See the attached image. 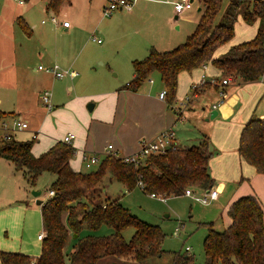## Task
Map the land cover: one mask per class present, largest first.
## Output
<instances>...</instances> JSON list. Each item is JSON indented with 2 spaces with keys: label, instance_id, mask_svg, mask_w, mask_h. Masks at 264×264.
<instances>
[{
  "label": "trees",
  "instance_id": "obj_1",
  "mask_svg": "<svg viewBox=\"0 0 264 264\" xmlns=\"http://www.w3.org/2000/svg\"><path fill=\"white\" fill-rule=\"evenodd\" d=\"M199 18L186 39L171 49L149 47L143 58L132 60V77L122 88L138 91L142 84L157 73L165 91L164 100L170 107L176 97L177 78L181 71H191L210 62L222 76L258 81L264 75V0H229L216 22L222 0H198ZM70 0H47L46 11L57 14ZM241 15L245 24L258 22L255 35L246 41L230 45L219 55L216 50L234 35V25ZM205 81L194 86L195 93L208 87ZM35 139L0 142V156L24 170L31 184L42 172L54 174L47 195L40 204L44 236L40 254L34 259L28 254L0 251L1 264H98L112 256L140 262L162 253L164 232L134 216L119 199H95L93 193L102 177L110 174L130 191L136 186L165 199L184 194L186 188L204 191L214 186L209 160L210 138L202 133L198 143L188 147L168 148L152 153L138 162L105 154L93 169L75 170L71 159L75 148L63 140L54 142L39 155L32 152ZM237 152L240 159L251 165L257 174L264 175V118L251 117L239 133ZM109 198V197H108ZM230 223L216 230L207 223L203 240L204 261L193 255L175 251L170 264H264V210L255 194L235 199L227 209ZM107 225L105 235L83 233V227L98 230ZM133 227L129 240L123 230ZM72 236L71 250L64 247Z\"/></svg>",
  "mask_w": 264,
  "mask_h": 264
},
{
  "label": "rangeland",
  "instance_id": "obj_2",
  "mask_svg": "<svg viewBox=\"0 0 264 264\" xmlns=\"http://www.w3.org/2000/svg\"><path fill=\"white\" fill-rule=\"evenodd\" d=\"M172 1L174 0H137L131 12L118 9L110 15H104L103 7L108 4V0H73L69 9V16L66 17H69L71 23L73 22L75 37L78 36L81 39L79 59L72 69V72L77 73V75H74V82H76L75 95L71 91L67 94L68 91L64 86L55 87L54 90L50 85L47 90L51 91L50 104H53L54 108L48 115L46 114V106L43 103V91L41 92L39 103L42 110L35 111L36 113L33 116V121L34 123L37 122V128L41 132L40 141H34L32 145L34 154L39 155L45 151L49 147L45 145L46 141L61 136L66 130H87L89 121L87 116L94 113L93 109L89 110L87 105L89 103L95 104L98 100L89 99L84 102L86 95L90 94L91 91L94 93L93 90L98 89V92L108 86L107 79L111 80V85H121V83H125L130 79L132 75V59L130 57L134 55L132 54L134 50L141 51L140 58L145 57L147 54L145 49L150 47L149 41H157V39L163 38V34L167 33L170 28L175 34V42L171 44V48L183 42L192 33L199 13L198 0H193L189 10L179 14L180 16L176 20L173 19L174 7L171 4ZM228 1L222 0L216 22L222 20V14ZM29 5H31V21L29 22L31 37L36 33L39 35L49 34L51 38H54V34H52L53 27L49 19L50 16L55 14L43 9L44 0H29ZM67 5V3L64 4L56 16H64ZM168 14H172L171 18L174 21L172 25L167 22L166 16ZM42 19L46 22L42 23ZM254 25L245 24L241 15H239L234 25V35L229 42L239 43L251 39L256 32ZM48 30L50 31L44 33ZM92 34H94L95 39L91 38ZM29 44L36 46L34 40H30ZM207 71L206 73H208ZM32 76H35V74H29V77L33 80ZM157 76V73L152 74L153 81L157 80ZM231 77L230 75L222 76V79H231ZM66 78L68 77L64 76L59 79L65 80ZM150 81L146 80L144 83ZM214 82L217 83L215 80ZM215 83L209 82L208 84L213 85ZM253 84H259L261 87L259 98L254 105L256 110L253 113L254 116H258L264 112V75L261 81ZM237 86L236 83L230 84L227 91L225 90L227 93L225 92L223 99L226 98L228 93L231 94L236 90ZM65 95H67L66 100L74 99L75 102L67 106L60 104V102L55 103V100L62 99ZM214 97L216 99L220 98L218 94ZM77 100L82 102L83 112L78 110ZM210 101L205 100L203 96L193 99L189 108L184 111L183 116L182 111L186 107L187 101L184 102L185 105L175 108V113L179 118H177L172 129L175 142H178H176V145L181 147L198 143L202 133L209 136L211 145L215 148L211 157L213 159L210 162V172L215 178L213 188L218 191V196L208 203H202L196 197L202 196L205 191L193 188V195L191 196L183 194L167 199L152 197L144 192L140 186L127 191L110 174L104 175L94 190L95 199H109L111 201L119 199L122 205L127 207L134 216L152 225H158L165 236L161 243L163 251L159 255L148 257L140 262L130 258L107 256L99 260L98 264H170L172 253L175 251L185 253L186 246L190 248L187 253L193 255L197 262L203 263V240L207 233V223L211 222L212 227L216 230H223L227 224L225 207L231 199H234L237 195L252 193L259 197L264 208V176L257 174L254 168L247 163L239 164L238 157L233 161L234 156L238 155L239 131L234 130L232 124L217 123L218 116L210 118L209 114L207 116L203 115L202 108L205 107V110H209ZM56 110H62V112L57 114L54 112ZM108 125H110V121ZM16 134V138L22 140L19 132ZM95 137L101 140L97 143L103 142L105 146L109 143L114 144L116 141V137H113V135H97L94 136V139H96ZM52 140L53 142L56 141L54 138ZM234 146H236V153L226 152L228 149H233ZM223 151L225 152L222 153ZM104 155L105 153L96 154L99 159ZM77 157L78 154L75 153L72 158L73 166L78 167L80 170L93 169L96 166L95 164L90 168H86L83 163L77 162ZM10 171L16 177V188H19V191L26 193L27 197L32 199H35L32 192L39 190L41 192L39 197L43 200L48 195V187L55 177L50 172H42L37 176L35 184H31L24 170L16 169L12 162L0 156V195L2 196L5 192L3 188L9 181L14 185L13 179L8 177ZM248 173H252V176H249ZM220 182L224 183L222 189H218ZM105 188L106 190H104ZM243 191L246 192L241 193ZM33 205L39 206V204H36V200L33 201ZM176 228H178L177 232H175ZM110 231L111 228L107 225H102L95 231L89 230L86 226L83 227L84 234L105 235ZM133 233V227H127L122 232L125 240H129ZM23 238L26 245L31 249L30 254H28L30 257L34 254V251L41 249V241L37 242L32 232L25 233ZM71 240L72 236L69 237L64 247L66 255L72 248Z\"/></svg>",
  "mask_w": 264,
  "mask_h": 264
},
{
  "label": "crops",
  "instance_id": "obj_3",
  "mask_svg": "<svg viewBox=\"0 0 264 264\" xmlns=\"http://www.w3.org/2000/svg\"><path fill=\"white\" fill-rule=\"evenodd\" d=\"M175 1L177 0L171 2L173 7ZM72 2L73 0H70V3H67L68 5L65 7L64 16H56L60 11L54 15L58 23H53L49 19L53 27L52 34H54V38H51L49 34L39 35L36 33L31 37V29L29 26V22L31 21V5H29V0H25V5L23 3H17L15 0H0V113L9 116L16 115L28 122L27 128L18 131L22 140L35 139L36 141H40L41 132L37 128V122L34 123L33 116L36 113L35 111L42 110L40 109L39 103L42 91H46L50 85L54 90L55 87L64 86L68 91L67 94L71 91L75 95L76 82H74V75H77V73L72 72V69L79 59L81 39L78 36L75 37L73 22L71 23L69 17H66L67 15L69 16V9L71 8ZM46 3L47 0H44L43 9L45 11ZM132 9L126 11L131 12ZM173 11V19L176 20L180 15L175 12L174 8ZM199 11L200 4L198 6ZM171 16L172 14L166 16L167 22L170 25L174 24ZM198 18L199 13L196 18V23ZM62 21H68L69 25L63 26ZM41 22L45 23L46 21L42 19ZM254 24V28L257 29L258 22ZM49 31H45L44 33ZM30 40H34L36 46L29 44ZM149 42L150 47L167 50L175 42V34H173L170 28L167 33L163 34V38ZM234 42L228 41L226 45L219 47L214 55L225 52L230 45L236 44ZM148 48L146 47L145 50L147 51ZM133 52L132 54L134 55L130 57L132 60L141 57L140 50H134ZM53 64H58L60 68L68 70L69 73L66 75L68 78L61 80L55 78L50 72L38 68L39 65L48 67ZM206 70H208V73H206ZM30 73L35 74V76H32L33 80L29 77ZM202 77L206 80L214 79L217 83L208 85L203 91L195 93L194 86H199L204 83L201 81ZM261 79L258 81H244L238 76L231 77L229 82L223 86V89L227 91V87L230 84L236 83L238 85L236 90L231 94L228 93L225 99L220 96L221 99H216L214 96L216 94L219 95L218 90L221 88L219 86L222 80L221 72L210 62H207L189 72L181 71L178 74L176 97L170 107L164 102V99L159 97V93L164 89L158 76L155 81H153V78L148 79L151 81L149 83H143L138 91H130L122 88L129 79L125 83H121V85H111V80L107 79L109 82L108 86H105V88L98 92V89L93 90L94 93L91 91L84 99V102L89 99L98 100L92 106L94 113L91 116H87V120L89 119L87 130L74 129V131H71L69 129L61 136L53 138L56 141L62 140L67 132H72L74 137L71 144L76 150L75 153L78 154V163L84 164L81 158L83 153L95 155L99 153L106 154L108 144L105 146L103 142L97 143L101 141L98 137L94 139V136L97 135H113V137H116L115 143L112 144L113 151L119 156L129 155L138 150L139 140L153 138L160 131L169 127L173 128L177 118H179L175 113V108L185 105L184 102L187 101L186 107L182 111L183 116L184 111L189 108L193 99L199 98L200 96H203L205 100H211L209 110H205V107L202 108L204 116L210 115L212 109H216L217 114L215 117H219L217 123L224 125L227 123L232 124L234 125V130L236 129L240 133L243 124L249 118H264V112L258 116H254L253 114L256 110L254 105L261 92L259 84L253 83L259 82ZM66 97L67 95L62 99L55 100V103L60 102V104L67 106L75 102L74 99L66 100ZM213 104L216 105L215 108H212ZM82 105V102L77 100V107L81 112H83ZM53 108L54 106L52 104ZM52 109L49 110L46 108V114L49 115ZM54 112L59 114L62 110H56ZM109 121L110 125H108ZM35 132L37 136L32 138ZM53 138L46 141L45 145L50 147L56 142H53ZM236 146L233 149H228L226 152L236 153ZM178 147L181 146L178 145ZM214 150L215 148L213 147V154ZM236 157L239 159V164L246 163L240 159L239 155L234 156L233 161ZM212 159L210 158L209 160V166ZM71 166L75 170H80L78 167L73 166L72 159ZM248 174L252 176V173ZM8 177L13 179L14 185L9 181L3 188L5 189L3 196L0 195V251H15L30 254L31 249L26 245L23 237L25 233L32 232L36 241H41L38 238V234L44 231L40 204L39 206L33 205L36 197H34L35 199L28 198L26 193L16 188V177L13 172L10 171ZM223 186L224 183L220 182L218 189H222ZM245 192L243 191L241 193ZM240 196L237 195L229 201L228 205L226 204V215L229 205ZM226 220L227 224L225 227L230 223L228 215ZM40 250L34 251L32 258L35 259L40 254Z\"/></svg>",
  "mask_w": 264,
  "mask_h": 264
},
{
  "label": "built area",
  "instance_id": "obj_4",
  "mask_svg": "<svg viewBox=\"0 0 264 264\" xmlns=\"http://www.w3.org/2000/svg\"><path fill=\"white\" fill-rule=\"evenodd\" d=\"M19 3H24L25 0H15ZM135 0H108V4L103 8V14L104 15H110L112 12L118 9H123V10H131L132 6L134 4ZM193 0H177L174 2V10L177 14H180L184 12L185 10L189 9L192 6ZM50 21L53 23H58L57 18L53 15L50 16ZM63 26H68L69 22L68 21H62L61 22ZM92 39H95L94 34L91 36ZM204 65V64H203ZM39 69H44L47 72H50L55 78H62L66 76L69 71L66 69L60 68L58 64H53L52 66L48 67H43L42 65L38 66ZM230 79L228 78H223L220 81L221 88L218 90L219 96L221 98L224 97L225 91L223 89V86H225ZM202 83L207 81L211 83H215L213 79L206 80L205 78L202 77L201 79ZM165 91L162 90L159 93L160 98H164ZM51 100V92L46 90L43 92V103L46 106L47 109H52V105L50 104ZM216 105L213 104L212 108H215ZM28 122L24 119H22L19 116L16 115H5L3 113H0V142L2 141H9L13 138H16V133L20 130H23L27 128ZM36 132L33 133L32 138H35ZM73 133L72 132H67L62 140L68 144L72 143L73 140ZM176 142H175V136L173 129L171 127L166 128L162 131H160L156 136L150 139H141L139 140V148L136 152L125 155V156H119L116 152H114L112 149V144H108L107 149H106V154H113L116 156H119L123 158L125 161H133V162H138L141 158L152 154V153H159V152H164L168 148L175 149L176 148ZM84 165L86 168H90L91 166L97 164L99 162V157L96 156L95 154H86L83 153L81 156ZM53 191H49L48 195H52ZM184 194L191 196L193 195V188L189 187L184 190ZM152 197H159L163 198L161 196H157L153 193L150 194ZM218 196V191L214 189L213 187L205 191V193L200 196L196 197L198 200H200L202 203H208L210 200L215 199ZM178 231V228L175 229V232ZM44 236V232H41L38 234V238L42 239ZM186 251H189V247H185ZM31 264H34L32 261Z\"/></svg>",
  "mask_w": 264,
  "mask_h": 264
},
{
  "label": "water",
  "instance_id": "obj_5",
  "mask_svg": "<svg viewBox=\"0 0 264 264\" xmlns=\"http://www.w3.org/2000/svg\"><path fill=\"white\" fill-rule=\"evenodd\" d=\"M92 106H93V103H89L87 105L88 109L91 110L92 109ZM217 114V110L216 109H212L211 113H210V118H213L215 117V115ZM213 147L211 144H209V151H212ZM33 196L36 197V204H41L42 203V199H40L39 195L41 194V192L38 190V191H33L32 192Z\"/></svg>",
  "mask_w": 264,
  "mask_h": 264
}]
</instances>
